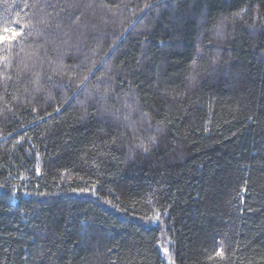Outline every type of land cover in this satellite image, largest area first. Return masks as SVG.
Returning a JSON list of instances; mask_svg holds the SVG:
<instances>
[{"label":"trees","instance_id":"obj_1","mask_svg":"<svg viewBox=\"0 0 264 264\" xmlns=\"http://www.w3.org/2000/svg\"><path fill=\"white\" fill-rule=\"evenodd\" d=\"M71 2L0 0V264H264V0Z\"/></svg>","mask_w":264,"mask_h":264},{"label":"snow or ice","instance_id":"obj_2","mask_svg":"<svg viewBox=\"0 0 264 264\" xmlns=\"http://www.w3.org/2000/svg\"><path fill=\"white\" fill-rule=\"evenodd\" d=\"M63 11L65 12V16H64V20L63 23L67 24V26L69 27V29H74V31H69V32H65L63 37L61 38V42L63 44L69 45V47L71 46L72 42L75 41H80L83 37H84V31L83 29H85L87 26L84 24L82 17L84 15V13L82 11H80V9H88L90 7H92L91 4H81L79 2H76V0H72L71 3H69L67 5V7H64L63 5L61 6ZM146 7H148L149 9H151V5H146ZM142 19V18H141ZM57 29L60 28V22H57L56 25ZM5 32L10 33L11 35L14 36H22L25 35L26 33L23 32L22 29L18 30L16 28H12V29H4ZM55 33H53L54 35ZM217 38H221L222 36V32L221 31H217ZM0 39H5V37H0ZM119 51V45H117L113 50H112V55H115L116 52ZM199 49L197 50V56H199ZM107 61H105L106 63ZM197 64V61L194 59L192 61V65L195 68ZM60 65H58L59 67ZM103 66V65H102ZM97 71H99V69H97ZM106 79L105 78H101L100 82L97 83L95 85V89L93 92L89 93V96L86 98L85 103H87V100H92L93 101V105H100L102 110L111 115V117L119 124V122L121 121H129L131 119L130 115L128 114H122L119 109L112 111L109 107H108V102L109 100H112V103L114 104L116 101L113 99V96L115 95V92L113 91L111 85L108 83V80L111 79L110 76H107L106 74ZM84 79H88V77H84ZM63 85H61L62 87ZM123 107L125 108H131V104L128 101H125ZM35 111V109H33ZM123 127L125 128H130L132 127V124L130 123H124ZM162 129L157 128V132H161ZM19 143V141L17 142ZM149 144L152 147H155L156 145V137L152 136L150 138V142ZM137 148H140L143 150L144 153H147L149 151V145H146L143 141H141L137 146ZM37 173H39V169H37ZM4 185H0V188H3ZM13 189H15V186H13ZM15 192H10L9 196H14ZM155 219L158 221L159 220V216L157 215L155 217ZM91 226L84 223L82 225V234L79 236L77 243H81L83 240H86L88 238V231L90 230ZM165 254H168V250L165 249ZM223 254V249H218L217 250V255H222Z\"/></svg>","mask_w":264,"mask_h":264}]
</instances>
